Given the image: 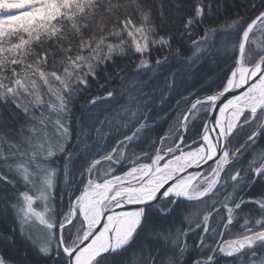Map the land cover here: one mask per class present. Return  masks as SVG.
<instances>
[{
  "label": "snow or ice",
  "instance_id": "6c2138e0",
  "mask_svg": "<svg viewBox=\"0 0 264 264\" xmlns=\"http://www.w3.org/2000/svg\"><path fill=\"white\" fill-rule=\"evenodd\" d=\"M0 264H264V0H0Z\"/></svg>",
  "mask_w": 264,
  "mask_h": 264
},
{
  "label": "trees",
  "instance_id": "16d2710c",
  "mask_svg": "<svg viewBox=\"0 0 264 264\" xmlns=\"http://www.w3.org/2000/svg\"><path fill=\"white\" fill-rule=\"evenodd\" d=\"M161 127L163 128V127H165V125L162 124Z\"/></svg>",
  "mask_w": 264,
  "mask_h": 264
}]
</instances>
